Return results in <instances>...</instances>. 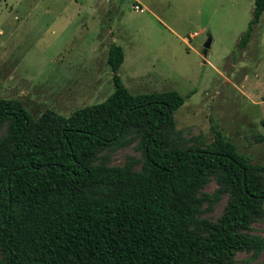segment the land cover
Returning <instances> with one entry per match:
<instances>
[{
  "label": "trees",
  "instance_id": "1",
  "mask_svg": "<svg viewBox=\"0 0 264 264\" xmlns=\"http://www.w3.org/2000/svg\"><path fill=\"white\" fill-rule=\"evenodd\" d=\"M263 10L254 0L239 49ZM123 59L111 42L113 91L67 116L46 108L34 118L0 97V264H232L237 252L263 250L252 230L264 218V165L216 125L211 143H191L174 119L190 95L132 94ZM133 142L140 157L110 163ZM223 195L222 213L204 216Z\"/></svg>",
  "mask_w": 264,
  "mask_h": 264
},
{
  "label": "rangeland",
  "instance_id": "2",
  "mask_svg": "<svg viewBox=\"0 0 264 264\" xmlns=\"http://www.w3.org/2000/svg\"><path fill=\"white\" fill-rule=\"evenodd\" d=\"M138 4L142 11L134 6ZM254 0H0V97L17 98L34 118L46 109L67 116L112 91L111 42L124 59L118 74L132 94L175 89L190 95L175 127L195 145L222 130L252 163L264 165V10L249 42L239 39ZM210 36L206 54L203 44ZM140 157L136 142L111 164ZM217 187L207 183L205 191ZM226 195L204 216L216 219ZM264 236V218L253 224ZM232 264H264L237 252Z\"/></svg>",
  "mask_w": 264,
  "mask_h": 264
},
{
  "label": "water",
  "instance_id": "3",
  "mask_svg": "<svg viewBox=\"0 0 264 264\" xmlns=\"http://www.w3.org/2000/svg\"><path fill=\"white\" fill-rule=\"evenodd\" d=\"M210 41H211V38L210 36H208V38L205 40L204 44H203V53L206 54L207 52V49L209 48L210 46Z\"/></svg>",
  "mask_w": 264,
  "mask_h": 264
},
{
  "label": "built area",
  "instance_id": "4",
  "mask_svg": "<svg viewBox=\"0 0 264 264\" xmlns=\"http://www.w3.org/2000/svg\"><path fill=\"white\" fill-rule=\"evenodd\" d=\"M134 8H135L137 11H142V8H140L138 4H136V5L134 6Z\"/></svg>",
  "mask_w": 264,
  "mask_h": 264
}]
</instances>
